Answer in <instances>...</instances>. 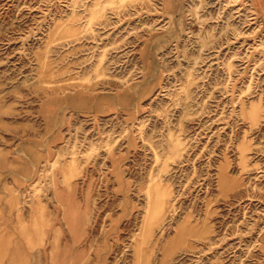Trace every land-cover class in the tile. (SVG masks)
<instances>
[{
    "label": "rangeland",
    "instance_id": "rangeland-1",
    "mask_svg": "<svg viewBox=\"0 0 264 264\" xmlns=\"http://www.w3.org/2000/svg\"><path fill=\"white\" fill-rule=\"evenodd\" d=\"M0 264H264V0H0Z\"/></svg>",
    "mask_w": 264,
    "mask_h": 264
},
{
    "label": "bare ground",
    "instance_id": "bare-ground-1",
    "mask_svg": "<svg viewBox=\"0 0 264 264\" xmlns=\"http://www.w3.org/2000/svg\"><path fill=\"white\" fill-rule=\"evenodd\" d=\"M202 1V0H201ZM148 195H149V193H148Z\"/></svg>",
    "mask_w": 264,
    "mask_h": 264
}]
</instances>
